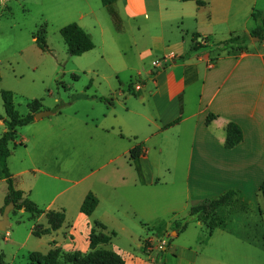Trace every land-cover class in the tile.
<instances>
[{
	"label": "crops",
	"instance_id": "crops-1",
	"mask_svg": "<svg viewBox=\"0 0 264 264\" xmlns=\"http://www.w3.org/2000/svg\"><path fill=\"white\" fill-rule=\"evenodd\" d=\"M69 1L70 17L74 18L72 22L87 33L94 44L92 51L80 57L93 55L101 61L91 63L92 67L87 69L94 76L92 83L104 79L94 66L106 65L115 75L119 74V68H127L128 51H135L140 63L151 59L146 69L128 67L137 78L130 80L127 87L120 84L110 89L107 96L98 98L110 101L98 102L105 107L99 122L102 128L98 131L108 137L110 133L118 132L121 140L131 138L133 141L126 144L125 150L128 159L129 150L135 146L140 145L142 152L136 160H128L132 172L121 177L115 187L108 186L107 200L112 212L117 213L119 208H123L128 214L129 225L151 226L152 234L159 232L171 236L174 233L170 231V225L180 220L178 217L202 201L215 199L229 191L243 197L251 206L263 205L259 187L264 183V44H250L243 52L219 53L204 48L188 59H180L188 52L194 35H199L197 42L203 44L202 39H207L211 45L230 36L248 35L255 29L252 13L261 12L264 16V10H256L258 0H118L109 8L101 6L100 0ZM111 12L119 18L118 30ZM128 58L132 65V57ZM137 85L139 90L134 88ZM13 95L15 100V93ZM48 110L55 111L48 107L42 111ZM60 115L61 112L51 116ZM209 115L215 118L207 123ZM41 120H34L26 127H32ZM105 122L109 125L105 126ZM229 124L237 126L242 133V141L232 149L224 146ZM15 140L16 137L11 143L26 148L24 144L28 141L25 138ZM11 143L8 147L12 151ZM148 147L152 150L151 159ZM11 156L7 165L15 190L23 192L24 198L37 206L30 183L27 181L26 189L16 183L20 177H28L29 170L24 165L23 169L12 171ZM32 172L57 182L62 180L57 175L51 176L39 170ZM89 192L98 200L90 217L79 213L72 226L64 220L65 224L60 229L41 238L48 237L49 244L55 243L54 247L64 252L86 253L91 222L101 224L106 215L95 216L101 198L106 200L95 191L83 193L77 201L78 208ZM0 199L4 208L7 187L1 168ZM42 211L47 213L51 210ZM19 212L20 215L27 214V219L36 223L30 229L31 236L33 229L43 227L37 225L40 223V220H35L37 216L31 218L30 214ZM10 217L8 228L11 227ZM1 218L2 211L0 221ZM79 223L86 227L82 248L75 245ZM191 226L198 228L201 224ZM65 228H68L69 241L64 239L62 232L61 238L57 237L62 229L66 231ZM218 232L236 237L220 228L208 236L213 237ZM184 233L175 234L167 247H160L162 253L173 259L171 264L198 263V247H194V243L179 241ZM155 235L141 239L137 248L142 251V242L152 241ZM54 239H60L59 243ZM49 246L50 249L53 247ZM112 251L125 264H147L136 257L125 260L116 248ZM142 253L145 254L144 251Z\"/></svg>",
	"mask_w": 264,
	"mask_h": 264
},
{
	"label": "rangeland",
	"instance_id": "rangeland-1",
	"mask_svg": "<svg viewBox=\"0 0 264 264\" xmlns=\"http://www.w3.org/2000/svg\"><path fill=\"white\" fill-rule=\"evenodd\" d=\"M69 10V0H0V92L15 93L14 104L21 116L28 114L27 105L30 102L41 99L44 107L61 112L60 116L47 117L32 127L18 129L15 141L23 137L28 143L24 144L26 148L10 144V167L15 172L25 165L29 176L20 177L16 183L26 189L29 182L37 206L42 210L65 211V221L70 226L77 222V201L83 193L95 191L101 197L103 195L106 200L101 198L95 216L98 218L106 214L101 223L106 231L97 229L96 233L114 234L109 250H120L125 260L136 257L147 264H171L173 259L167 253H162L160 247H167L175 234H152L154 230L151 226L141 227L138 223L129 225L128 214L123 208H119L117 213L112 212L107 200V188L115 187L121 177L132 172L125 150L126 144H131L133 140H121L118 132L110 133L108 137L98 131V128H102L99 122L105 111V107L98 103L101 98H98L107 96L110 89L120 84L127 87L137 78L136 73L128 67L146 69L151 59L140 63L136 52L128 51L125 60L127 68H119V74L115 75L106 65L94 66L104 79L92 83L94 76L87 69L92 67L91 63L101 61L96 60V56L93 58V55L69 57L59 35L62 27L73 23L74 18L70 17ZM256 10H264V0H258ZM41 28L45 31V51L33 41V35ZM259 34L264 39V31ZM248 38L249 45L264 44L257 36ZM206 46L213 50L209 41ZM130 56L132 65L129 63ZM0 116L5 117L1 97ZM108 125L105 122V126ZM4 132L5 127L0 122V139ZM147 149L151 159L152 150ZM33 170L57 175L62 180H51ZM260 204L251 206L243 197L235 194L228 205L200 222V227L189 225L179 241L190 245L194 243V247H198L197 264H264V212ZM2 208L3 201L0 199V212ZM19 213L10 211L11 227L0 235V253L4 255L5 264H55L53 256L47 260L28 255L33 252L46 253L52 243L49 244L48 237L38 239L31 236L30 229L36 223L27 219V214ZM187 215L188 211L177 219ZM37 219L40 220L37 225H43L39 227L41 229L46 228V223L59 222L55 216L40 215ZM208 227H218L236 237L220 232L209 237ZM67 229L58 232L57 237L61 238L64 233V239L69 241ZM85 233L86 227L79 223L75 231V245L79 248L85 245ZM153 235L156 238H152V241L147 239L142 242L147 251L143 254L137 248L141 239ZM54 240L59 243L60 239ZM28 259H31V263Z\"/></svg>",
	"mask_w": 264,
	"mask_h": 264
},
{
	"label": "trees",
	"instance_id": "trees-1",
	"mask_svg": "<svg viewBox=\"0 0 264 264\" xmlns=\"http://www.w3.org/2000/svg\"><path fill=\"white\" fill-rule=\"evenodd\" d=\"M118 0H100V3L103 7L109 8ZM182 2L195 1V0H181ZM197 4H200L197 2ZM111 17L113 18L115 28L119 29V18L115 13L111 12ZM252 21L255 24V29L249 35H236L230 36L227 40L223 42H219L212 45L213 50L218 51L219 53L223 52H243L247 49L249 45V37L257 36L258 39L263 42V37L259 34L264 31V16L261 12H253L251 15ZM59 35L62 38L65 46L66 52L69 57H80L85 53H88L94 49V44L91 40V37L85 33L77 24L71 23L59 30ZM199 35H194L192 38V43L188 52L181 57V60L188 59L192 55L199 52V50L207 48V39H202L203 44L197 42ZM33 39L36 45L42 50H47L46 42H45V31L41 28L37 34L33 35ZM264 60V58H263ZM1 82V76H0ZM0 97L2 100V105L4 109L5 117L0 116V121H2L5 132L0 139V168L2 171V175L7 187V201L5 202V206L9 203L13 204V211H24L25 213L30 214L31 218L40 215L46 216H55L59 218V222L57 224H49L48 228L41 229L36 227L32 230V235L36 238H41L50 234L51 232L57 231L61 228L64 223L65 216L64 211L55 213V212H44L40 210L34 203L24 198V193L21 191H17L14 188L13 178L9 172L7 159L11 156L12 151L9 149V143L13 142L17 130L26 127L33 123L34 115L37 112L44 110L42 105L43 100H35L30 102L27 105V109L30 114L26 116H21L14 104V95L10 91H1ZM101 102L109 103V100L100 99ZM53 113H60L57 109L53 111ZM215 117L213 115H209L206 119V122L209 123ZM226 139H225V148L232 149L237 146L242 141V133L240 129L233 125L229 124L226 127ZM141 146H135L134 148L129 150V161L136 160L141 155ZM259 193L263 200V212H264V183L259 187ZM236 193L233 191H229L215 199L204 200L201 203L191 207L189 209L187 217L174 221L170 225V231L174 232L176 236L182 234L189 225L194 223H200L203 220L210 218L217 210L222 207L228 205L232 199V197ZM98 205L97 198L92 193H87L85 198L83 199L80 207L79 213L90 217L95 211ZM4 206V207H5ZM3 212V209H2ZM209 228V227H208ZM209 228L208 235H210L215 229ZM100 230L102 232L106 231V228L98 223L94 222L92 224V228L88 238V250L86 253H81L78 251L75 252H64L60 248H55V243H52L53 249H50L46 254L40 253H32L31 256L42 257L43 259L50 260L53 256V260H55V264H125V262L114 253L112 250H109L108 246L111 242V239L114 234L111 235H103L97 234L96 230ZM142 251L145 253L146 246L143 245ZM29 263H31V259H28ZM0 264H5L4 255L0 253ZM46 264V263H44Z\"/></svg>",
	"mask_w": 264,
	"mask_h": 264
},
{
	"label": "water",
	"instance_id": "water-1",
	"mask_svg": "<svg viewBox=\"0 0 264 264\" xmlns=\"http://www.w3.org/2000/svg\"><path fill=\"white\" fill-rule=\"evenodd\" d=\"M52 114L53 113L51 111H42V112L35 114L33 117H34V120L38 121V120H41L45 117L51 116ZM11 210H13V204L12 203H9L3 209L2 219L0 221V235L4 234L6 232L8 226H9V213Z\"/></svg>",
	"mask_w": 264,
	"mask_h": 264
},
{
	"label": "built area",
	"instance_id": "built-area-1",
	"mask_svg": "<svg viewBox=\"0 0 264 264\" xmlns=\"http://www.w3.org/2000/svg\"><path fill=\"white\" fill-rule=\"evenodd\" d=\"M134 88H135V90H139V86L138 85L134 86Z\"/></svg>",
	"mask_w": 264,
	"mask_h": 264
}]
</instances>
